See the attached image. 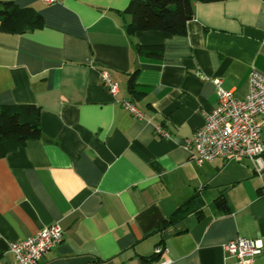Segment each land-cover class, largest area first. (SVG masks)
<instances>
[{
  "label": "crops",
  "instance_id": "crops-1",
  "mask_svg": "<svg viewBox=\"0 0 264 264\" xmlns=\"http://www.w3.org/2000/svg\"><path fill=\"white\" fill-rule=\"evenodd\" d=\"M1 1L33 9L43 27L0 30V107H39L41 132L0 158V264L14 259L10 243L53 223L63 239L41 264H231L223 245L238 237L261 240L251 264H264V170L246 159L198 166L183 147L217 106L215 81L244 98L250 71L264 75V0H192L178 36L128 35L130 0ZM150 44L161 58L137 53Z\"/></svg>",
  "mask_w": 264,
  "mask_h": 264
},
{
  "label": "built area",
  "instance_id": "built-area-1",
  "mask_svg": "<svg viewBox=\"0 0 264 264\" xmlns=\"http://www.w3.org/2000/svg\"><path fill=\"white\" fill-rule=\"evenodd\" d=\"M51 4L54 0H42ZM103 88L115 96L118 84L107 70L99 72ZM217 106L204 115V125L197 129L190 139L185 140L183 147L198 166L212 162L217 158L224 160L246 159L253 165L257 174L264 170V139L261 129L264 127V75L256 70L249 73V93L244 98H237L232 91L221 87L215 81ZM122 107L134 118L143 119L142 112L130 101L121 102ZM155 132L163 138L169 134L163 128L155 127ZM63 231L58 223L43 228L34 235L9 244L13 255L10 264H41L42 259L52 248L61 243ZM261 240L238 237L223 245L227 258H234L235 263L251 264L261 254ZM165 252L157 246L155 255ZM169 259L157 264H170Z\"/></svg>",
  "mask_w": 264,
  "mask_h": 264
},
{
  "label": "trees",
  "instance_id": "trees-1",
  "mask_svg": "<svg viewBox=\"0 0 264 264\" xmlns=\"http://www.w3.org/2000/svg\"><path fill=\"white\" fill-rule=\"evenodd\" d=\"M201 3L223 0H196ZM125 13L130 16L126 26L128 35L136 32L160 31L169 35L185 34L187 21L193 16L192 0H130ZM43 27L41 16L31 8H20L12 1L0 2V30L6 33L21 34ZM137 53L146 57L161 58L162 44L138 45ZM137 71L130 75L128 88L134 90ZM39 107L31 104H8L0 107V158L24 147L27 142L39 139ZM193 199V200H192ZM179 209L163 227L176 223L182 212H187L188 204L198 200L192 198ZM195 199V200H194ZM182 209H184L182 211ZM157 257L158 255H154Z\"/></svg>",
  "mask_w": 264,
  "mask_h": 264
}]
</instances>
